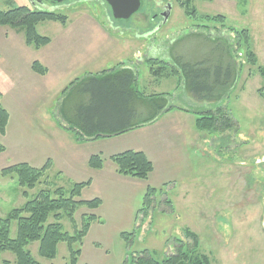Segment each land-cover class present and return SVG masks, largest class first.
Listing matches in <instances>:
<instances>
[{"label": "rangeland", "instance_id": "374dc122", "mask_svg": "<svg viewBox=\"0 0 264 264\" xmlns=\"http://www.w3.org/2000/svg\"><path fill=\"white\" fill-rule=\"evenodd\" d=\"M162 1L158 6V0H140L136 13L118 21L104 0H67L57 6L44 1L33 6L30 0H0V11L23 6L66 17L64 25L51 21L36 26L37 33L51 41L38 50L26 46L22 32L0 26V94L11 106L14 134L17 130L18 137L23 135L16 148L17 161L19 156H37L36 147L41 151L45 145L40 135L47 130L43 120L58 114L60 94L68 84L122 64L136 72L141 93L170 94L169 106L190 112L178 111L183 119L171 124L161 114L146 130L92 144V150L103 153L101 175L81 176L82 167L74 169L75 176L69 170L60 174L47 170L30 190L21 188L15 178L0 175V218L35 198L46 188L47 179L53 187L70 191L74 184L93 177L79 200L101 199L96 210L100 223L95 221L82 243L72 246L80 250L77 264H123L130 254L143 250L163 259L174 253L176 239L185 250L191 247L193 242L184 235L187 229L197 235L198 252L206 254L211 264H264V96L259 94L264 86V0H193L189 9L194 13L190 10L189 16L180 5L185 0ZM167 3L171 4L170 14L162 23L160 13ZM217 16H223L224 22ZM236 30L249 32L255 66L247 62ZM214 39L230 46L237 71V81L222 101L223 111L226 109L235 126L222 133L197 130L193 126L197 115L214 105L186 92L180 75L171 74L169 67L168 77H153L147 62L159 59L174 64L179 58L196 62ZM35 61L46 68L43 77L31 70ZM160 136L169 137L177 148L171 155L166 152L170 158L163 166ZM140 150L155 163L156 175L151 181L160 183L155 184L157 191L145 220L136 215L146 189L112 179L110 170L114 167L115 172V166L107 156ZM5 160L0 157V169ZM82 214L93 213L86 207L78 209L74 216L78 225ZM51 222L52 215L47 224ZM60 223L72 235L73 226L65 217ZM16 230L12 222L10 238L16 237ZM133 230L137 234L127 248L121 234ZM57 247L50 260L39 256L38 242L29 243L26 249L40 264H70L67 245L60 242ZM0 264H15L14 255L1 253Z\"/></svg>", "mask_w": 264, "mask_h": 264}, {"label": "trees", "instance_id": "16d2710c", "mask_svg": "<svg viewBox=\"0 0 264 264\" xmlns=\"http://www.w3.org/2000/svg\"><path fill=\"white\" fill-rule=\"evenodd\" d=\"M192 1L185 0L180 4L182 8H185L184 11L188 16L191 11L194 13L193 9H189ZM216 19L224 22L223 16H217ZM51 21L64 25L66 17L52 10L51 12L42 9L35 10L23 6L0 11V26H8L22 32L26 46H31L36 50L51 42L47 37L37 33L36 26L41 22ZM235 32H237L238 41H241V47L245 49L247 62L255 66L256 56L251 50L249 32L246 30ZM209 43L211 46L207 48L205 55L196 62L188 63L181 58L176 59L174 64L163 63L159 59H150L147 62L153 77H168L170 72L178 74L184 83L186 92L197 101L214 105V108L197 115L194 121L197 130L222 133L235 126L226 109L223 111L222 101L237 81V71L232 63L230 46L226 44V41L214 39ZM31 70L40 76L47 72L46 68L36 61L32 63ZM260 72L263 73V70L261 69ZM136 82V72L123 65L101 71L96 75L89 74L71 82L60 94L57 114L60 127L69 131L77 142L91 141L113 138L148 126L154 123L159 115L173 109L189 112L183 108L169 106L170 94L145 95L141 93ZM259 94L264 96V86L259 90ZM8 119V113L0 101V136L5 133ZM4 151V146L0 144V154ZM109 160L115 166L117 175L130 177L137 181H146L153 171V163L141 151L114 154L109 157ZM87 165L90 169L101 170L103 159L99 155H92ZM49 166L50 161H47L41 168H32L27 163L17 164L2 169L0 175L11 176L21 188L30 190L45 176ZM90 185L91 180L74 184L70 191L46 185V188L40 190L35 198L25 201L23 206L11 210L7 216L0 218V255L4 252L12 253L15 264H40L26 249L29 243L38 242L39 256L50 260L57 254V245L63 242L69 249L70 264H77L80 250L72 246L82 243L95 221L100 223L95 214H82L80 225L76 224L74 219L78 209L86 207L92 212L102 204L101 199L98 198L90 201L79 200L81 192ZM156 191L154 187H147L142 207L137 212L136 218L140 215L142 220L148 218L152 198ZM27 194V191L23 192L24 196ZM50 215L53 216V222L47 224ZM64 217L73 226L72 235L63 231L60 220ZM12 222L16 223L17 228L14 239L10 238ZM136 234L135 230L121 234L127 248L130 247V241L136 237ZM184 235L193 242L186 250L183 242L176 239L177 247L174 253L163 259H157L147 250H143L140 253L130 254L123 264H211L206 254L198 252L197 235L188 229Z\"/></svg>", "mask_w": 264, "mask_h": 264}, {"label": "crops", "instance_id": "0c3cea01", "mask_svg": "<svg viewBox=\"0 0 264 264\" xmlns=\"http://www.w3.org/2000/svg\"><path fill=\"white\" fill-rule=\"evenodd\" d=\"M137 88H138V83H137ZM0 99H1L0 101H1L2 107L7 111L8 116H9L8 124H7L6 129H5V133L3 136H0V144H2L5 148L4 153L0 154V157H3L6 159L5 160L6 163L4 164L3 168L0 169V171L4 168H7V167H10L13 165H17V164H23V163H27L32 168H41L42 166H44L46 164L47 161H50V166H49L50 168H48V171L49 170L50 171L59 170L58 173L60 174V173H63L62 172L63 170H69L68 172H70L71 174L73 173V175L75 176L76 171L74 169L82 167L83 169H82V175L81 176L89 177L90 173H91V175L92 174L93 175H96V174L101 175V174H103L104 168H102L101 170H94V169H90L89 165H87L88 161L92 155H99L103 159V156H102L103 153L99 152V151L92 150V147H91L92 144H97L98 141L102 140V139L112 140L115 137L119 138L120 136L125 135V134H123V135H119V136H114L113 138H102V139H98V140L77 142V141H75L74 137L72 136V134L69 131H65L64 129H62L60 127V124L58 121V116L55 115L54 118L47 117L46 120H43L45 122V123L43 122V125L47 128V130L41 131L42 133L40 135H41L42 139L45 141V143H44L45 145L41 148V151H39V149L36 147L37 156L34 155L31 158H29V157L25 158L23 156L22 157L19 156L20 159H18L19 161H17L16 148H18V145L20 144V141H21L19 138H21V136H23V135L18 137L17 130H16V133L14 134V123H13V118L11 116V111H12L11 106L9 105L7 100H5V97L2 94H0ZM178 111H180V110L175 109V110H171L170 112L164 113L165 116L170 118L167 121V123H169V124L177 123L180 121L179 119H183V118H179L181 116H179L180 114ZM180 112H184V111H180ZM185 113H190V112H185ZM157 120L159 121V118ZM157 120L152 124H148V126L137 128L136 130L127 132L126 134H128V133L134 134L136 132L146 130V129H148V127H151V125L155 124L157 122ZM178 134H180V133L178 132ZM171 136H172V134H171ZM192 138L194 141H196L198 139L196 134H194ZM159 139L160 140H159L158 146L162 145L160 147L161 152H160V156H159L161 159L160 165L163 166L166 163L165 161L169 160V158H170L169 156H167L166 152H168L171 155L172 152L177 151L176 150L177 148L174 146V144H173L174 142L172 140L170 141L169 137L160 136ZM169 145H173L172 148H168ZM192 147L194 148L195 145L192 144ZM140 151L146 155L145 151H143V150H140ZM114 154H118V152H114V153L110 152V153H108L107 156L109 158V157L113 156ZM146 157L148 158V160L151 161V163H153V161L151 160L150 157H148L147 155H146ZM165 168L166 167H163V169H165ZM60 169H62V170H60ZM155 171H156V167H155V163H153V171L150 173L149 178L146 181H140V180L137 181V180L131 179L129 177L126 179V177H121V176L117 175L116 172H114V167H112L110 170L111 175H112L111 176L112 179L117 178V180H124V182L131 181V183H133L134 186L140 187L142 189H147V187H150V186L156 188L158 185H155V184H160L159 182L153 183L151 181V178L154 175H156V174H154ZM48 176H50V174ZM48 176H47V178H48ZM121 178H124V179H121ZM90 179H91V185H92L93 177H90ZM45 185H48L49 187L54 188L51 180H49V179H47ZM159 186H161V185H159ZM19 196H20V191H19ZM2 198H5V197H2ZM97 209H95L91 213L96 215ZM88 212H90V211H88Z\"/></svg>", "mask_w": 264, "mask_h": 264}, {"label": "water", "instance_id": "95a60500", "mask_svg": "<svg viewBox=\"0 0 264 264\" xmlns=\"http://www.w3.org/2000/svg\"><path fill=\"white\" fill-rule=\"evenodd\" d=\"M57 6L62 4L65 0H30L31 4L35 2L36 4H41L42 2ZM111 10V15L115 20L128 19L136 13L140 8V0H104ZM171 4L167 3L164 7L163 13L161 14L162 23L166 21L170 14Z\"/></svg>", "mask_w": 264, "mask_h": 264}, {"label": "flooded vegetation", "instance_id": "af4514ba", "mask_svg": "<svg viewBox=\"0 0 264 264\" xmlns=\"http://www.w3.org/2000/svg\"><path fill=\"white\" fill-rule=\"evenodd\" d=\"M162 2H163L162 0H158L157 5H158V6L161 5ZM35 5H36V4H35V2H34V3H33V6H35ZM165 6H166V5H165ZM165 6H163L162 13H163V10H164V7H165ZM162 13H160V17H161V14H162Z\"/></svg>", "mask_w": 264, "mask_h": 264}]
</instances>
